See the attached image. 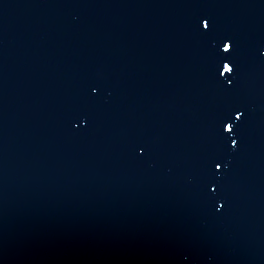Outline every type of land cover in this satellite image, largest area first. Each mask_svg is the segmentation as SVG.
<instances>
[{"label": "water", "instance_id": "95a60500", "mask_svg": "<svg viewBox=\"0 0 264 264\" xmlns=\"http://www.w3.org/2000/svg\"><path fill=\"white\" fill-rule=\"evenodd\" d=\"M0 264H264V0H0Z\"/></svg>", "mask_w": 264, "mask_h": 264}, {"label": "snow or ice", "instance_id": "6c2138e0", "mask_svg": "<svg viewBox=\"0 0 264 264\" xmlns=\"http://www.w3.org/2000/svg\"><path fill=\"white\" fill-rule=\"evenodd\" d=\"M203 28L207 29V30H211V23L208 20H204L203 21ZM235 45L234 42L231 40V38H224V40L222 41V45H221V50L224 54H229L233 51ZM235 72V65L230 63V62H224L222 69L218 70V75L227 80V83L229 85H231L233 83V80L231 78H229L228 76H225V74H233ZM244 115L243 112L237 110L236 114H235V118L236 119H241L242 116ZM224 130L228 133H232L234 132V127L231 123H226L224 125ZM231 146L232 147H237L238 146V141L236 139H233L231 141ZM213 169L214 171H219L222 170V162L220 161H216L213 165ZM213 191H216V189L214 188ZM221 207H223V205H221Z\"/></svg>", "mask_w": 264, "mask_h": 264}]
</instances>
